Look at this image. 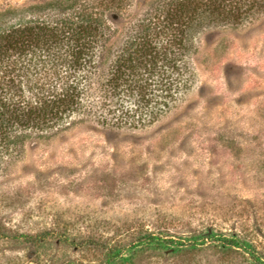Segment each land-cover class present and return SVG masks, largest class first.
I'll list each match as a JSON object with an SVG mask.
<instances>
[{
  "label": "rangeland",
  "instance_id": "obj_1",
  "mask_svg": "<svg viewBox=\"0 0 264 264\" xmlns=\"http://www.w3.org/2000/svg\"><path fill=\"white\" fill-rule=\"evenodd\" d=\"M190 63L146 128L76 125L0 172V264H264V14Z\"/></svg>",
  "mask_w": 264,
  "mask_h": 264
},
{
  "label": "trees",
  "instance_id": "obj_2",
  "mask_svg": "<svg viewBox=\"0 0 264 264\" xmlns=\"http://www.w3.org/2000/svg\"><path fill=\"white\" fill-rule=\"evenodd\" d=\"M263 14L264 0H52L1 11L0 172L27 144L76 125L146 128L188 91L204 35Z\"/></svg>",
  "mask_w": 264,
  "mask_h": 264
}]
</instances>
